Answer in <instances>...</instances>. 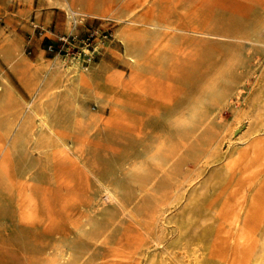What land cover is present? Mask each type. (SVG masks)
<instances>
[{
	"label": "rangeland",
	"instance_id": "374dc122",
	"mask_svg": "<svg viewBox=\"0 0 264 264\" xmlns=\"http://www.w3.org/2000/svg\"><path fill=\"white\" fill-rule=\"evenodd\" d=\"M152 2L0 0V264H264V0Z\"/></svg>",
	"mask_w": 264,
	"mask_h": 264
},
{
	"label": "bare ground",
	"instance_id": "6f19581e",
	"mask_svg": "<svg viewBox=\"0 0 264 264\" xmlns=\"http://www.w3.org/2000/svg\"><path fill=\"white\" fill-rule=\"evenodd\" d=\"M146 2L149 5L148 10L152 13L155 10V4L152 2V0H146ZM137 31L134 32V30H126L122 33V39L123 41L126 42H133L136 44H140L141 43V35H139L138 33H136ZM142 34V32L140 33ZM119 35V34H118ZM121 41V40H120ZM72 66H67L63 72H61L63 74V76L67 77L68 80H70V82H75V81H79L82 78V74L79 73L78 71L76 72V77L72 78L75 74L73 75H69L71 73ZM22 82H24L27 85H32L33 82V78L32 75L29 73H25L24 77L21 78ZM62 90V89H60ZM36 114H38L35 111ZM40 116V126H47L51 129V126L48 122V114L45 112ZM37 131V130H36ZM41 131V130H40ZM15 132V131H14ZM61 141V140H60ZM64 144L67 146V143L64 142ZM195 159V158H194ZM150 184V183H149ZM105 191H106V199H111V198H116L115 193H113V191L107 186L104 185ZM176 192V191H175ZM245 207V206H244ZM240 220L238 219V223L239 224ZM139 224V223H138ZM104 231L99 233V237H101L103 235ZM234 246L237 248L238 246V241L233 242ZM255 245L256 244H248L247 246H245L244 248V253L243 256L241 258V264H262V261L259 259V257H254V252H255ZM190 264H213L211 260L208 259V254H204L203 256H197L195 258V260L193 262H191Z\"/></svg>",
	"mask_w": 264,
	"mask_h": 264
}]
</instances>
